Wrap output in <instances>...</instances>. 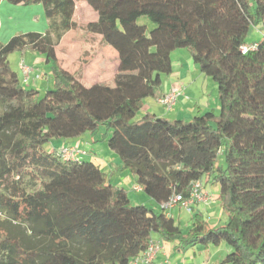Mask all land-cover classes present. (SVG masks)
<instances>
[{"label": "trees", "instance_id": "trees-1", "mask_svg": "<svg viewBox=\"0 0 264 264\" xmlns=\"http://www.w3.org/2000/svg\"><path fill=\"white\" fill-rule=\"evenodd\" d=\"M6 1L41 5L47 28L0 44V264H130L155 234L178 251L225 245L220 264H264V35L248 40L251 31L264 32V0H98L88 33L120 55L135 54L144 71V79L127 76L120 97L105 85L87 87L59 65L56 47L72 29L74 0ZM178 49L216 82L220 111L190 120L137 118L149 89L172 74ZM18 51L51 64L54 86L40 100L9 63ZM100 126L121 159L118 169L135 176L159 211L132 206L88 154L63 159L46 148ZM196 182L220 186L228 222L211 227L197 211L183 233L163 205L174 195L190 198Z\"/></svg>", "mask_w": 264, "mask_h": 264}, {"label": "rangeland", "instance_id": "rangeland-1", "mask_svg": "<svg viewBox=\"0 0 264 264\" xmlns=\"http://www.w3.org/2000/svg\"><path fill=\"white\" fill-rule=\"evenodd\" d=\"M76 3V11L73 18V26L70 32H68L64 38L62 39L61 43L56 47V53H58V61H61L60 59H63L64 62H66L67 66L61 62V67L68 69L69 72H71L76 77L81 78L84 81H90L92 82H98V84L95 85H105L111 88V90L114 91L115 95L120 97V88L126 86V79H128L127 76H143V68L140 62H137L136 55H130V56H124L120 55L116 50H114L111 46H108L104 44L101 40V37L90 34L87 31V25L88 23L95 21L99 17V1L98 0H74ZM252 3L254 0H250ZM8 4V2H6ZM41 6V5H40ZM37 5H30L26 6L24 8L25 10H21L20 8L7 11L4 8L2 11H0V44L7 43L12 37L19 35V34H25L28 32H31L33 21L31 19L32 16H34V13L37 11L34 8V13L30 12V9L32 7H40ZM12 7V6H11ZM42 7V6H41ZM41 10V16H42V22L39 23V27L36 28L43 29L45 23V14L44 10L42 12L43 8H40ZM141 24H148L149 29L154 28V24L150 23L146 18H142L140 20ZM254 30V29H253ZM12 36V37H11ZM260 36H255L254 31H251L250 37H249V44L253 40H258ZM66 40V42H64ZM37 55V54H36ZM189 56V53L186 49H178L172 54V60L174 62H178L179 58L185 59V57ZM35 57V53L32 51H25V52H15L11 54L8 57L9 63L13 70L19 75V79L22 83V85L25 88H31L34 87V85H31V82L29 84L24 83V79H22V67L21 63L24 62L26 66L34 68L35 65L33 63V58ZM59 57H61L59 59ZM96 60L95 63L97 64V68L95 63L91 62V60ZM102 59H105L103 62ZM143 59V58H142ZM180 59V60H181ZM143 61H145L143 59ZM99 65V66H98ZM50 66L47 67L46 65H43V74L46 72L51 78L52 83H54V78L52 73H50ZM93 67H95L97 70H92ZM41 68V69H42ZM25 78V76H23ZM167 76H163V85L166 81ZM32 76H27L26 81L31 80ZM144 79V76H143ZM36 80H40V87H37L39 90V96L37 99H41L45 96V92L48 90L47 87L49 84H47V81L44 79V76L39 79L36 78ZM32 81V80H31ZM211 83L217 87L216 82L210 78ZM33 84V82H32ZM54 84L51 85L50 88H53ZM160 98V97H159ZM158 98V99H159ZM151 104V112L157 115H161L160 111L162 109V106L154 102V98L145 99L143 101V107ZM165 109V108H164ZM144 114V111L140 112L137 115V118H142ZM188 119V118H186ZM107 127L106 126H100L96 131L94 132H87L84 135L70 139L71 141L75 140L78 144V148L81 151H85L86 154L91 153V157H85L86 160L93 162L96 165L101 164V161L99 159H93L94 154L99 155L100 159L107 158V154L105 153L109 147H108V137H106L107 134ZM63 141L66 140H60L55 139L51 143L46 145L47 150L52 151L55 149L61 150V144H64ZM69 141V140H67ZM80 146V147H79ZM219 162L222 165L226 164L225 157L222 153L219 155ZM104 164L101 165V169L106 171L104 169ZM111 180V179H110ZM130 180V181H129ZM125 184L121 186L123 188L131 201L132 206H139V205H145L149 208H154L156 210H160V208L157 206V204L150 199L144 192H137L135 189L136 182L134 181V178L132 175H130L129 179ZM112 183H114L112 181ZM120 186V185H119ZM204 193H207L211 200L208 202H202L197 203L192 206V209L194 212H189L187 209L182 207L180 204L176 205L174 208L166 210V213L170 216H173L175 219L177 225L180 226L183 233H187L193 224V213L197 211H202L206 215L211 227H219L228 222V214L225 212V209L221 206L220 201L218 200L219 193H220V186L219 185H212L211 183L207 186L204 183ZM167 242V246L173 247V252L175 249V243ZM202 245L195 246V249H190L188 257H194V252H198V249H201ZM214 251H216V248H212V251L208 252L207 256L214 255ZM227 252L224 253V256H226ZM198 255V253H197ZM214 262H218L215 264H220L223 259H213Z\"/></svg>", "mask_w": 264, "mask_h": 264}, {"label": "crops", "instance_id": "crops-1", "mask_svg": "<svg viewBox=\"0 0 264 264\" xmlns=\"http://www.w3.org/2000/svg\"><path fill=\"white\" fill-rule=\"evenodd\" d=\"M6 0H0V11H2V9L4 8L7 11H11L17 8H20L21 10H25L24 8L27 9L26 6H14L11 4H7ZM12 6V7H11ZM40 6V5H37ZM35 10L37 11V13L33 12ZM43 7H32L30 9V12L34 13V16L31 17L32 21H33V26H32V30L31 31H38V32H43L46 30L47 25L43 26L44 28L40 30V28H36L37 26L39 27V23L42 22V14H41V9ZM43 12V9H42ZM45 23L47 24V19H45ZM254 34L255 36L259 35L262 36L264 35L263 30L259 29H255L254 30ZM12 37V36H11ZM253 40V38H252ZM64 42H66V40H64ZM58 47V46H57ZM35 53V57L33 58V63L35 65L34 68L29 67L30 68V77L32 76L31 80L26 81L27 76L24 74V71H22L23 76H25V78L22 76V79H24V83L29 84V82H31V85H34L35 88L40 87V80H36V78H42L44 76V79L47 81V84H49V86L47 87V89H49L51 87L52 82V78L45 72L43 74V65L49 67V64L47 63L45 57L40 54V53ZM37 54V55H36ZM58 55V53H57ZM60 56V55H58ZM61 57H59L60 59ZM179 58L178 62H174L173 60V72L170 75H167L166 77V81L164 82V86L163 82L161 87L158 90H154V89H149V93L151 94L147 99L149 98H154V102L158 103V98L169 93L171 91V89L173 87H178L181 89V95L178 98L177 104L176 106L172 109V110H166L164 109V107H162L160 111L162 117H166L168 119L171 120H177V119H184V120H190L192 119L194 116H196L197 114H202L205 113L207 111H214L215 113H218L220 111V101H219V94H218V87H215L211 81H210V77H207L206 75H204L195 65L194 62L189 54V56L185 57V59H181ZM61 61H59V64L61 65V62L63 64H65V66H67L66 62H64L63 59H60ZM103 62L105 61V59H102ZM96 60L92 59L91 62H93V64L95 63ZM96 68H97V64L95 63ZM99 66V65H98ZM42 68V69H41ZM64 68V67H63ZM67 68V67H66ZM64 68V69H66ZM95 67H93L92 70H97ZM68 70V69H66ZM129 77H132L129 76ZM78 80H80L84 85H86L87 87H94L97 86L95 84H98V82H90V81H84L81 78L77 77ZM132 78L129 79V83L128 85L130 86V89L132 90H136V82L135 79L134 81L131 80ZM54 81V80H53ZM21 82V81H20ZM33 82V84H32ZM146 84V82H144ZM144 84V87L146 86ZM129 88V87H128ZM151 104H148L146 106L143 107L142 112L144 111V114L147 113H151ZM157 115V114H156ZM159 116V115H158ZM188 118V119H186ZM64 144H61V148H65V147H77L78 144L76 143L75 140L71 141H63ZM80 147V146H79ZM78 148V147H77ZM107 154V158L104 159H100L99 155H95L93 159H99L101 161V164H99L100 168L101 165L104 164V169L106 170L105 172H107L110 176V182L112 183V181L114 183H112L114 186L121 188V186L123 184H125L129 179H130V175L133 176L134 181L136 182V178L135 176L130 172V171H124L121 172L118 168L121 166L122 162L120 157L115 154L114 152H112L110 149H108L106 152ZM91 153L88 154V156ZM87 156V157H88ZM91 157V155L89 156ZM104 171V170H103ZM130 181V180H129ZM120 185V186H119ZM123 187V186H122ZM137 184L135 189L137 188ZM139 192V191H137ZM173 217V216H172ZM154 239L157 242H160L161 245V250L157 253L156 258H155V263L157 264H215L218 262H214V258L217 259H224V253L225 252H229V248L225 245H221L220 247H209V248H205L202 247L201 249H198V252H194V257H188V255L190 254L189 251L190 249H187L185 251H178L174 249L173 252V247L167 246V242L162 239L158 234L154 235ZM212 248H216V251H214V255L212 256H207L208 252L212 251ZM191 249H195V247H191ZM198 253V255H197Z\"/></svg>", "mask_w": 264, "mask_h": 264}, {"label": "built area", "instance_id": "built-area-1", "mask_svg": "<svg viewBox=\"0 0 264 264\" xmlns=\"http://www.w3.org/2000/svg\"><path fill=\"white\" fill-rule=\"evenodd\" d=\"M256 45L245 46L243 47V52H247ZM21 67L25 75L30 74V68L25 65L24 62L21 63ZM181 95V89L178 87H173L171 91L158 99V103L164 106L166 109L171 110L177 104L178 98ZM63 159H77L81 156L86 155L85 151H81L77 147H65L61 150ZM137 191L141 192L142 188L137 187ZM211 200V197L204 193V188L201 182H196L193 184L192 193L190 198L184 199L182 195H174L166 204L163 205L165 210L174 208L176 205H181L189 212H192V206L194 204H199L202 202H208ZM160 242H157L155 239H152L149 243L148 249L139 257L134 259L130 264H157L155 263V258L157 253L161 250Z\"/></svg>", "mask_w": 264, "mask_h": 264}]
</instances>
